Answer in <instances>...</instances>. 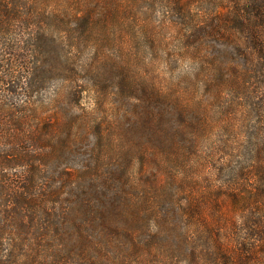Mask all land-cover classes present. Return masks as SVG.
<instances>
[{
  "label": "trees",
  "instance_id": "trees-1",
  "mask_svg": "<svg viewBox=\"0 0 264 264\" xmlns=\"http://www.w3.org/2000/svg\"><path fill=\"white\" fill-rule=\"evenodd\" d=\"M0 264H264V0H0Z\"/></svg>",
  "mask_w": 264,
  "mask_h": 264
},
{
  "label": "rangeland",
  "instance_id": "rangeland-1",
  "mask_svg": "<svg viewBox=\"0 0 264 264\" xmlns=\"http://www.w3.org/2000/svg\"><path fill=\"white\" fill-rule=\"evenodd\" d=\"M140 51V65H146L145 71H147V74L152 76L155 72H158L161 78L169 79L173 76V78H176L180 75H184L188 72L189 68L187 64L179 63L175 64L174 62L172 64L166 63V61H162L158 65H155L156 61V53L150 46H142L139 48ZM110 52L116 53V50H110ZM181 65V66H179ZM180 67V68H179ZM178 75V76H177ZM135 171L138 172V167L135 168Z\"/></svg>",
  "mask_w": 264,
  "mask_h": 264
}]
</instances>
